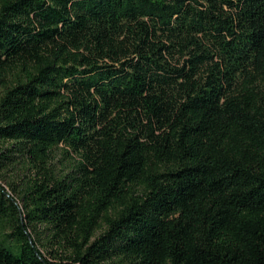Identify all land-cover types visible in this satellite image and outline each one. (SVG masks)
<instances>
[{
    "label": "trees",
    "instance_id": "16d2710c",
    "mask_svg": "<svg viewBox=\"0 0 264 264\" xmlns=\"http://www.w3.org/2000/svg\"><path fill=\"white\" fill-rule=\"evenodd\" d=\"M0 264H264V0H0Z\"/></svg>",
    "mask_w": 264,
    "mask_h": 264
}]
</instances>
